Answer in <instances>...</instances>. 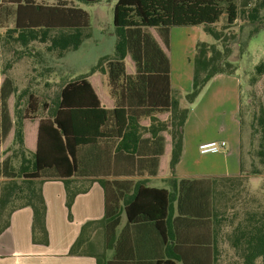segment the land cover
<instances>
[{"label": "trees", "instance_id": "16d2710c", "mask_svg": "<svg viewBox=\"0 0 264 264\" xmlns=\"http://www.w3.org/2000/svg\"><path fill=\"white\" fill-rule=\"evenodd\" d=\"M263 9L264 0H118L114 55L102 56L90 69L107 75L113 107L102 104L87 75L67 81L53 102L45 104L47 114L37 122L35 148L22 157L17 169L9 168V158L0 163V175L21 179L3 185L0 233L9 226L14 210L30 206L33 241L49 244L43 182L64 181L72 219L75 197L88 191L93 181L79 178L97 177L105 193L104 216L82 225L70 255H91L98 264H112L122 241L152 239L178 243L164 245V249L165 255L176 253L183 260L180 264H264V208L243 205L248 189L241 185L256 181L246 177L170 179L173 188L168 192L148 186V178H119L159 175L168 143L172 145L170 170L176 172L190 107L217 73L232 74L239 69L229 58L231 49H219L217 42L223 35L217 22L224 15L225 28L241 15L254 22ZM175 26H200L217 41L197 42L192 89L186 93L171 85L170 32ZM89 27L88 12L65 0H0V28L6 29L0 40L7 45L9 38L16 39L22 47L18 56H24L23 48L33 41L45 43L47 50L63 56L80 47ZM263 73L261 60L251 78L252 91L257 92ZM16 92L10 79L0 84V143L15 127L16 149L24 154L28 149H24L22 119L27 116L12 118L7 107ZM35 101L30 94L28 105L33 111ZM248 101L254 107L248 125L250 140L244 150L250 163H243L242 170L255 176L264 171V105L262 96L253 101L250 95ZM257 133L259 148L253 143ZM123 213L127 220L119 230ZM100 234L103 243L98 249L95 242ZM185 244L191 246L187 253L193 261L184 259ZM110 249L114 253L108 257Z\"/></svg>", "mask_w": 264, "mask_h": 264}, {"label": "crops", "instance_id": "0c3cea01", "mask_svg": "<svg viewBox=\"0 0 264 264\" xmlns=\"http://www.w3.org/2000/svg\"><path fill=\"white\" fill-rule=\"evenodd\" d=\"M49 3L46 0H38ZM9 26H13V19L9 20ZM177 27V26H175ZM170 32V58H171V85L182 93L189 92L193 84V57L188 62L177 51L180 37L193 36L196 39L191 42L192 49L200 40L201 27L191 26L192 31L184 32L176 30ZM5 28H0V37ZM183 38V39H184ZM184 50L182 43L181 51ZM88 80L94 86L101 102L102 97L97 91L94 81ZM92 80V81H91ZM1 84V83H0ZM262 96L264 105V73L261 75L255 87ZM109 92V86H108ZM243 78L239 72L217 73L204 88L198 100L192 104L184 127V146L180 161L176 166V172L170 170L171 143L167 144V151L161 160V172L151 177H119L129 179L148 178V186L164 188L172 191L170 179H195L215 177H250L257 181L264 177L261 174H246L242 170L243 163L249 164L250 158L244 154V133L247 134V143L250 140L249 127L243 129L239 118L242 104ZM110 95V94H109ZM106 97V95H105ZM106 107H113V99L108 98ZM12 118L13 115H11ZM15 127L11 128L8 135L0 143V163L9 158L8 166L16 169L20 164L14 157V150L18 143L15 138ZM245 131V132H244ZM23 140L26 149L32 151L37 141V123L28 126L24 122ZM170 138V137H168ZM211 140H225L227 147L216 153H199V144ZM203 155H210L203 158ZM200 158V159H199ZM264 168V167H263ZM264 170V169H263ZM81 180H93L88 191L79 193L72 205L73 218L69 219V211L66 206V187L62 179H47L42 184L43 195L47 202L46 226L49 231V244L35 243L32 238L33 209L30 206L20 207L14 210L10 217L9 226L0 233V264H98L97 258L91 255H70L72 244L78 238L82 225L90 220H99L105 213V193L97 177H81ZM11 180H21L0 175V196L4 183ZM161 181L164 186L157 185ZM160 183V182H159ZM161 184V183H160ZM176 206V203H175ZM127 217L123 213L119 230L126 224ZM101 234L95 242L98 249L102 246ZM173 240L165 244L161 240L140 239L124 240L120 244L121 249L112 264H159L158 262H170L180 264L183 260L176 254L165 255V246H176ZM165 245V246H164ZM181 247L184 244H180ZM185 244V261H193L192 254L187 253ZM191 250V249H190ZM171 253V250H169ZM114 253L108 250V257Z\"/></svg>", "mask_w": 264, "mask_h": 264}, {"label": "rangeland", "instance_id": "374dc122", "mask_svg": "<svg viewBox=\"0 0 264 264\" xmlns=\"http://www.w3.org/2000/svg\"><path fill=\"white\" fill-rule=\"evenodd\" d=\"M46 1L55 3L57 0ZM65 1L83 8L90 16V27L86 30L89 35L78 49L68 50L63 56H58L47 50V44L33 41L30 42L28 47L23 48L24 56H18V52L22 49L20 43L16 39L9 38V43L4 45L1 40L5 37V31L1 35L0 83L5 78H8L17 87V92L7 101V107L14 118L16 115H19L21 119L27 116V119H22V122H27L30 127L47 114L45 104L53 102L63 85L67 81L76 79L82 75H87L88 78L90 77L94 81L104 105H107L108 98H110L107 75L101 70L91 73L90 69L97 64L102 56L108 55L111 57L114 55L117 41L114 26V9L118 0H99L95 2L80 0ZM225 24L226 16L224 15L216 24V27L222 31L223 35L220 41L217 42L202 27L199 39L209 44L217 42L219 49H224L226 46L231 49L232 52L229 58L234 64H238L239 72L243 78L241 109L245 120L244 129H246L252 121L254 110L248 98L251 95L252 100L256 101V98L258 99L261 96L258 90L257 92L252 91L250 83L252 76L255 74L256 64L264 60V9L260 14V18L254 22L249 20L247 15H241L230 28H225ZM192 28L191 26L175 27L176 30L189 33L192 31ZM192 32L193 36L189 38L182 36L178 40L177 51L186 58L187 62L190 56L193 57L194 61L196 54V48L192 49L193 47L191 46V42L196 39L194 36L196 32ZM182 43L185 49L181 51ZM126 63L129 67L132 66L129 58L126 59ZM252 92L254 94H251ZM30 94H32L34 100L36 99V111H33L28 105ZM259 137L260 134L257 133L254 139L252 138L257 148H259ZM247 139V134L244 133L245 145L247 144ZM28 152L29 150H26L23 154L21 150L15 149L14 157H17L20 163L22 157L26 156ZM253 153L255 154L256 151ZM203 156V158L210 157V155ZM256 159L258 165H261L258 156ZM249 178L246 177L245 179L248 180ZM159 182H157V185L164 186L161 181ZM241 185L248 189L243 205L246 204L252 208H264V177L256 182L247 181L246 184L242 182ZM242 202L240 201L239 203Z\"/></svg>", "mask_w": 264, "mask_h": 264}, {"label": "built area", "instance_id": "2783aa9c", "mask_svg": "<svg viewBox=\"0 0 264 264\" xmlns=\"http://www.w3.org/2000/svg\"><path fill=\"white\" fill-rule=\"evenodd\" d=\"M227 147L225 140H211L199 144V152L202 154L216 153L224 150Z\"/></svg>", "mask_w": 264, "mask_h": 264}]
</instances>
